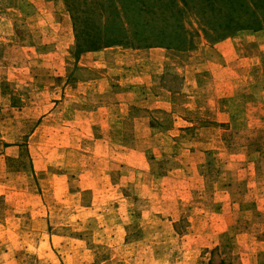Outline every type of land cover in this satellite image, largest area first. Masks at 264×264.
Instances as JSON below:
<instances>
[{
  "label": "rangeland",
  "instance_id": "1",
  "mask_svg": "<svg viewBox=\"0 0 264 264\" xmlns=\"http://www.w3.org/2000/svg\"><path fill=\"white\" fill-rule=\"evenodd\" d=\"M145 1L0 0V264H264V27Z\"/></svg>",
  "mask_w": 264,
  "mask_h": 264
},
{
  "label": "trees",
  "instance_id": "2",
  "mask_svg": "<svg viewBox=\"0 0 264 264\" xmlns=\"http://www.w3.org/2000/svg\"><path fill=\"white\" fill-rule=\"evenodd\" d=\"M154 1L160 2L162 5H170L172 9L182 15L186 11H192L194 5L189 0H148V2H141L139 9L148 7V3L152 6H158ZM200 12L202 15L207 11L215 15H224V18L219 23L223 25L224 31L222 36L228 35L234 30L238 29H260L264 27V0H199ZM135 3V1H134ZM159 7V6H158ZM145 9V8H144ZM151 9V8H150ZM159 9H162L159 7ZM152 10V9H151ZM146 12H150L146 10ZM242 15V16H240ZM220 16H215L218 19ZM164 21H168L166 12H162L161 16ZM243 17V20L239 18ZM178 27L182 26L179 22ZM95 48V47H94Z\"/></svg>",
  "mask_w": 264,
  "mask_h": 264
},
{
  "label": "crops",
  "instance_id": "3",
  "mask_svg": "<svg viewBox=\"0 0 264 264\" xmlns=\"http://www.w3.org/2000/svg\"><path fill=\"white\" fill-rule=\"evenodd\" d=\"M33 133H35V132H33ZM9 148H10V146H6L5 147L4 152L0 155V160H2V158L6 159L8 156H10V154H8V149ZM34 163H35V160H34ZM42 169H44V171L42 170V171L38 172V170L36 168V164H35V166H34V171H35L34 175H35L37 180H42V177L43 176L46 177L47 174L49 173L48 172V165L44 166Z\"/></svg>",
  "mask_w": 264,
  "mask_h": 264
}]
</instances>
